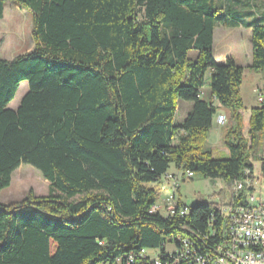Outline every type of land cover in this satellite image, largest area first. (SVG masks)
Wrapping results in <instances>:
<instances>
[{
	"label": "trees",
	"instance_id": "obj_1",
	"mask_svg": "<svg viewBox=\"0 0 264 264\" xmlns=\"http://www.w3.org/2000/svg\"><path fill=\"white\" fill-rule=\"evenodd\" d=\"M7 3L30 14L34 45L0 59V191L21 164L49 184L46 195L30 191L0 202V264H127L129 255L131 264H152L141 250L167 259L184 236L199 243L195 237H205L217 216L213 203L185 215L151 213L158 193L149 184L170 164L230 187L253 170L248 149L264 130V101L251 110L248 144L241 131L243 67L230 57L213 60L224 5L0 0V19ZM243 27L250 29L248 67L264 71V23ZM23 81L27 91L8 108ZM179 100L191 107L176 121ZM213 100L229 112L221 136L227 157L206 145ZM242 197L232 193L231 202Z\"/></svg>",
	"mask_w": 264,
	"mask_h": 264
},
{
	"label": "rangeland",
	"instance_id": "obj_2",
	"mask_svg": "<svg viewBox=\"0 0 264 264\" xmlns=\"http://www.w3.org/2000/svg\"><path fill=\"white\" fill-rule=\"evenodd\" d=\"M217 3L224 5V9L218 12L223 24L217 23L213 30V60L217 64H223L226 58L230 57L243 67L242 82L239 87V94L243 103L241 131L247 143L250 144L248 135L249 119L251 110L260 105L257 100V86L263 88L261 92L264 97V71L253 70L247 66L251 59L250 29L243 27V25L245 22L251 21L264 23V0H217ZM228 21H233L238 26L228 27L224 24ZM33 45L30 14L15 4L7 3L3 17L0 19V59L10 60L31 50ZM26 90L27 82L23 81L20 83L8 108L15 109ZM202 96L209 98L207 87L202 90ZM216 103L217 111L213 115V120L216 121L218 112L224 113L226 117L225 120H217L221 129V137L223 132L230 127L231 122L228 109ZM188 106H191V102L178 101L175 114L176 121L184 116V108ZM206 145L213 152V156H228V151L222 144L221 138L218 140L210 138L209 143H206ZM248 154L250 160L254 163V175L259 176L262 173L260 166L264 163V130L256 134L252 147L248 149ZM22 174L27 177L23 179ZM175 176L178 177L175 199L187 209L205 201L219 207L231 202L233 190L224 180L205 179L198 175L188 177L187 171L177 170L173 164H170L166 175L161 177L158 182L149 184L158 193L156 204H161L163 199L172 193L171 177ZM48 184V181L42 177L38 170L30 165L21 164L12 172L9 186L1 189L0 202L20 201L30 191L35 196L46 195ZM259 187L260 185H256L255 188Z\"/></svg>",
	"mask_w": 264,
	"mask_h": 264
},
{
	"label": "built area",
	"instance_id": "obj_3",
	"mask_svg": "<svg viewBox=\"0 0 264 264\" xmlns=\"http://www.w3.org/2000/svg\"><path fill=\"white\" fill-rule=\"evenodd\" d=\"M257 100L264 101L261 91ZM224 114L216 116L217 120H225ZM192 177L191 172H187ZM178 177H171L172 193L167 195L161 204H154L151 213L164 216L175 214L185 215L187 207L179 206L175 199ZM260 185L259 188H255ZM232 190L235 197L240 191L244 197L222 206H214L217 216L209 221L208 233L205 237L184 236L179 246L170 253L167 259L158 254L139 252V257H147L152 264H264V257H258L259 248H264V172L255 176L253 170H244V178L233 182ZM135 257L129 255L127 264H131Z\"/></svg>",
	"mask_w": 264,
	"mask_h": 264
},
{
	"label": "crops",
	"instance_id": "obj_4",
	"mask_svg": "<svg viewBox=\"0 0 264 264\" xmlns=\"http://www.w3.org/2000/svg\"><path fill=\"white\" fill-rule=\"evenodd\" d=\"M251 60V59H250ZM249 64H250V61L248 62V65L247 66H249ZM259 89H260V91L262 90L263 91V88L262 87H260V86H257V90L259 91ZM27 91V90H26ZM25 94V93H24ZM213 102H214V104L217 102V101H215V100H213ZM216 104H218V103H216ZM19 105V104H18ZM190 107L191 106H188V107H185L184 108V116H181L180 117V120H178V121H181L184 117H185V115H186V113L188 112V110L190 109ZM17 108V107H16ZM15 108V109H16ZM14 110V109H13ZM217 111V110H216ZM219 114H224V113H220V112H218V114L217 115H219ZM221 124H223V123H221ZM243 125V124H242ZM244 127V126H243ZM220 133H221V129H220V127H219V125H218V123L216 122V121H212V127H211V129L209 130V132H208V134H207V143H209V140H210V138H212V139H216V140H218V139H220L221 137H220ZM251 161V160H250ZM251 163H252V165H253V172H254V163L251 161ZM260 170H261V172H264V171H262V169H261V166H260Z\"/></svg>",
	"mask_w": 264,
	"mask_h": 264
},
{
	"label": "bare ground",
	"instance_id": "obj_5",
	"mask_svg": "<svg viewBox=\"0 0 264 264\" xmlns=\"http://www.w3.org/2000/svg\"><path fill=\"white\" fill-rule=\"evenodd\" d=\"M21 176V175H20ZM23 179H25V177H27V176H24L23 174H22V176H21ZM187 211H185V213H186ZM258 257H264V248H259V250H258Z\"/></svg>",
	"mask_w": 264,
	"mask_h": 264
}]
</instances>
